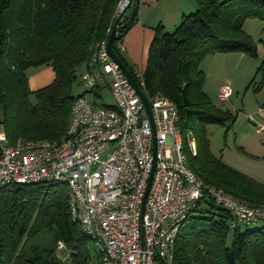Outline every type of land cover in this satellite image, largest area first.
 I'll return each instance as SVG.
<instances>
[{"label": "trees", "instance_id": "trees-1", "mask_svg": "<svg viewBox=\"0 0 264 264\" xmlns=\"http://www.w3.org/2000/svg\"><path fill=\"white\" fill-rule=\"evenodd\" d=\"M118 2L0 0V133L6 144L53 141L65 134L73 100L88 93L72 96L77 70L84 67L86 71L96 45L108 39V29L116 24L120 38L113 42L114 53L136 82L141 75L148 97L159 94L176 106L188 167L205 185L221 188L249 206H264V185L229 168L210 152L204 125L229 130L236 116L212 104L202 90L205 75L199 68L210 54L258 56L243 23L255 18L264 21V0H196V9L183 15L172 32L160 24L154 28L142 73L128 64L120 50L136 16L129 25L125 23L130 15L113 19ZM44 65L52 68L54 79L31 91L26 72ZM259 74L262 79L255 90L264 84V58L255 76ZM231 222L227 210L203 199L177 234L171 264H264V225L258 227V222L231 231ZM38 236L51 239L52 247L40 252L30 246ZM59 242L67 262L54 256ZM92 245L80 224L71 219L64 184L0 188V264H98L99 252L93 257Z\"/></svg>", "mask_w": 264, "mask_h": 264}, {"label": "built area", "instance_id": "built-area-1", "mask_svg": "<svg viewBox=\"0 0 264 264\" xmlns=\"http://www.w3.org/2000/svg\"><path fill=\"white\" fill-rule=\"evenodd\" d=\"M128 3L119 0L113 19H118ZM107 41L96 45L82 83L95 97L107 87L112 107H96L84 97H76L65 134L53 141L9 146L0 133V188L64 184L71 219L91 238L99 252L98 264H171L177 234L203 199L230 213L231 231L264 222V206L242 203L205 185L194 174L182 151L176 106L162 95L145 94L149 117L140 97L109 57ZM137 84L143 91L141 75ZM230 95L229 86H222L218 98L224 101ZM249 120L257 132H264L263 125ZM191 148L194 153L193 142ZM57 248L64 245L59 242Z\"/></svg>", "mask_w": 264, "mask_h": 264}, {"label": "rangeland", "instance_id": "rangeland-1", "mask_svg": "<svg viewBox=\"0 0 264 264\" xmlns=\"http://www.w3.org/2000/svg\"><path fill=\"white\" fill-rule=\"evenodd\" d=\"M174 29L166 31L172 32ZM243 30L252 38L257 47L258 56L256 58L237 53H215L207 55L199 65L205 75L203 92L213 105L227 109L236 116V121L229 130L217 124H205L204 127L210 152L216 159L247 178L264 185V132H256L255 124L249 120L252 118L256 123L264 126V115L261 117L258 115L259 108L262 109L260 113L264 114V84L259 90H255L262 79V74L255 76V73L264 58V21L257 18L246 19L243 23ZM52 71L48 65L30 68L26 72L30 90L36 91L49 83L47 81H50ZM84 73V67L77 70V81L73 85L72 96L76 97L88 92L84 98L96 107L112 106L113 99L109 89L107 87L100 89L99 96L95 97L82 83ZM252 80L254 82L251 84ZM222 86H229L231 89L230 97L224 101L218 98ZM30 100L34 102L33 95ZM191 142L194 143V141L192 139L189 141L190 147ZM262 225L264 222L256 226ZM29 245L37 246L41 252L45 248H51L53 242L46 236H38ZM94 247L92 245L93 257L97 250ZM54 256L67 262V253L64 248L55 249Z\"/></svg>", "mask_w": 264, "mask_h": 264}, {"label": "crops", "instance_id": "crops-1", "mask_svg": "<svg viewBox=\"0 0 264 264\" xmlns=\"http://www.w3.org/2000/svg\"><path fill=\"white\" fill-rule=\"evenodd\" d=\"M195 9L196 0H139L136 19L119 44L128 64L133 66L138 73H142L146 66L154 28L160 24L165 31L171 30L180 23L183 15L193 12ZM132 10L133 5L126 14L130 15ZM49 79L50 81L47 82L51 83L54 79L53 71ZM261 110L259 108L258 111L261 112ZM260 112L258 115L261 117L264 114Z\"/></svg>", "mask_w": 264, "mask_h": 264}, {"label": "water", "instance_id": "water-1", "mask_svg": "<svg viewBox=\"0 0 264 264\" xmlns=\"http://www.w3.org/2000/svg\"><path fill=\"white\" fill-rule=\"evenodd\" d=\"M138 3H139V0H129L128 5L122 11V13L118 17L117 21L121 20L122 17L126 14V12L133 5V10H132V12H131V14L129 16V19L125 23V25H129L133 21L135 15H136L137 8H138ZM119 38H120V36H119V33H118V27H117L116 24H114L112 26V30H111L110 36H109L107 44H106L107 53H108L109 57L119 66V68L121 69L123 75L128 79L129 83L134 88V90L136 91L137 95L140 97V99H141V101H142V103H143V105H144V107H145V109H146V111L148 113V116L150 117L149 104H148V100H147V97H146L145 93L138 86L137 82L135 81V79L133 78V76L131 75L129 70L126 68V66L123 64L121 59L113 51V48H112L113 42L119 40ZM150 182H151V177L149 178L148 187H147V190H146V193H145V197H144L142 205H141V218L143 216L145 198H146L149 186H150ZM141 231H142V229H141Z\"/></svg>", "mask_w": 264, "mask_h": 264}]
</instances>
